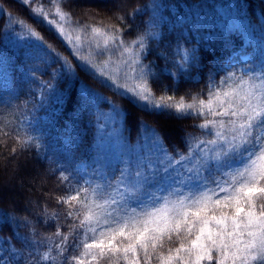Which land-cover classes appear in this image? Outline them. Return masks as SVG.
Segmentation results:
<instances>
[{"label": "trees", "instance_id": "trees-1", "mask_svg": "<svg viewBox=\"0 0 264 264\" xmlns=\"http://www.w3.org/2000/svg\"><path fill=\"white\" fill-rule=\"evenodd\" d=\"M152 3L159 5L155 12L160 20L154 29L149 24L153 9L145 7ZM60 6L81 24L121 28L119 35L126 44L143 37L145 47L136 45L133 50L140 60L137 76L143 68L157 97H206L209 84L215 88L230 72L246 73L250 65L258 70L264 61V0H63ZM0 8L4 10L0 13V248L8 249L10 241L21 254L16 264H24L32 250L35 264L49 247L53 256L57 255L49 238L59 240L55 236L58 226L62 234L70 231L73 221L66 214L74 209L58 198L75 194L81 187L97 186L119 197L116 187L122 171L135 172L128 152L133 153L132 158L144 155L158 142L169 156L178 159L197 138L210 137L201 135V117L153 110L101 76V67L80 59L91 53L92 63L102 66L111 55L113 63L103 70L121 85L134 87L139 81L125 75L119 51L100 55L89 42L74 49L22 0H0ZM119 17L124 18L122 24ZM15 18L39 32L44 44L37 47V41L26 38L18 44L8 42L15 33L27 36L12 22ZM149 31L159 33L158 37L148 35ZM185 49L190 55L195 49L194 59L181 70L177 65ZM65 58L71 70L65 66ZM111 132L117 134L112 138L115 147L107 136ZM28 139L31 143L21 147L19 141ZM119 143L124 155H119ZM85 173L90 174V180ZM189 175L179 164L169 173L160 171L138 198L127 201L128 208H150L153 200L162 202L154 197L163 198L174 191L195 193L215 188L214 180L226 179L215 172L204 173L201 181L189 180ZM73 251L65 253V258ZM62 259L57 257L55 264H61ZM152 264L158 261L153 259Z\"/></svg>", "mask_w": 264, "mask_h": 264}, {"label": "snow or ice", "instance_id": "snow-or-ice-1", "mask_svg": "<svg viewBox=\"0 0 264 264\" xmlns=\"http://www.w3.org/2000/svg\"><path fill=\"white\" fill-rule=\"evenodd\" d=\"M22 2L36 17L55 25L69 43L72 42L71 33H76L74 49L82 46L83 35L100 55L111 53L112 49L119 51L125 75L139 81L134 87L121 85L118 79L103 70L113 63L111 55L102 66L92 63L91 53L80 59L92 67H101V76L117 88L124 87L126 92L153 110L201 117L202 122L198 125L201 135L210 137L207 140L197 138L194 145H189L188 153L178 159L169 156L158 142H154L163 158H158L154 164L150 156H145L134 173L122 171L116 187L119 197L97 186L81 187L75 194L58 198V202L74 209L66 214L73 221L69 225L70 231L62 234L58 226L55 236L59 240L49 238L57 255L53 256L52 247H49L35 264H47L48 261L55 264L57 257L64 258L61 264H101L102 261L105 264H152L153 259L158 264H202L204 261L211 264L213 259L215 264H264V61L258 70L250 65L246 73L230 72L215 88L209 84L206 97H157L148 86L143 68L137 76L136 66L140 60L133 50L136 45L140 49L145 47L143 37L126 44L119 35L121 28L115 25L101 27L85 23L72 27L71 14L62 10L58 0L51 2L55 5L53 15L58 16L59 21L49 18L51 10L39 5L38 0ZM145 7L153 9L150 28L158 27L160 18L155 10L159 5L152 3ZM118 19L122 24L124 18ZM12 22L37 41V47L44 44L40 33L24 20L15 18ZM148 35L156 38L159 33L149 31ZM261 51L264 53V48ZM194 53L195 49L192 55L185 49L177 66L186 70L185 65L194 59ZM65 66L71 70L66 58ZM119 75L117 65L116 76ZM86 91L91 92L90 89ZM19 143L23 147L31 143V139ZM157 164L163 165L164 173L179 164L190 173L189 180L201 181L204 173L213 172L223 173L226 179L214 180L215 188L205 187L187 194L174 191L163 198L154 197L162 202L153 207L139 211L129 209L127 201L138 198L145 186L160 173ZM70 249L75 251L65 258ZM20 259L21 254L10 241L8 249L0 248V264H16ZM24 264H33L32 250L24 258Z\"/></svg>", "mask_w": 264, "mask_h": 264}, {"label": "rangeland", "instance_id": "rangeland-1", "mask_svg": "<svg viewBox=\"0 0 264 264\" xmlns=\"http://www.w3.org/2000/svg\"><path fill=\"white\" fill-rule=\"evenodd\" d=\"M61 1H63V0H58V3L60 4L61 3ZM38 4L39 5H43L46 9H50L51 11L49 12V18H51V19H56L57 21H59V17L58 16H54L53 14H54V12H55V5L54 4H52V2H51V0H38ZM4 10L3 9H1L0 8V13H2ZM47 22V21H46ZM72 27H77V26H79V25H83V24H81L79 21H76V20H73L72 19ZM78 22V23H77ZM51 26H53L56 30H57V27L55 26V25H51ZM66 27V29L68 30V31H71V28L68 26V25H66L65 26ZM58 31V30H57ZM59 32V31H58ZM59 34H60V32H59ZM72 34V42L71 43H69L61 34V37L67 42V43H69V44H73V45H75L76 44V41H75V35H76V33H71ZM32 39V38H30L28 35L27 36H23V35H21V34H18V33H15V35H14V37L13 38H10L9 37V39H8V42H16L17 44L20 42V41H23L24 39ZM86 43H88V41L87 40H85V38L83 37V35H82V38H81V45H84V44H86ZM243 58L244 59H246L247 58V56H243ZM108 136V138H110V141H111V143H113V145L115 144L116 145V143H115V140H113L112 141V138L113 139H115V138H117V134L115 133V132H111L109 135H107ZM115 145H114V147H115ZM119 148L121 149V152L119 153V155H124V149H123V147H122V145H121V143H119ZM116 150V149H115ZM118 155V156H119ZM127 156H128V160H132L133 161V163H134V168H135V170H136V168H137V165H138V162L139 161H141L145 156H150V160H151V162L152 163H156L157 162V159L158 158H160V159H162V156H161V154H160V152L158 151V149H157V144L156 143H154L150 148H147V150H146V152H145V154L143 155V154H136V156L134 157V158H132V156H133V153H131V152H128L127 153ZM121 159H123V156L121 157ZM145 163H147V161H145ZM159 165L160 164H157V167H159ZM159 168H161V171H163L162 170V168H163V165H161V167H159ZM131 173H134V172H131ZM85 175V177L87 178V179H89L90 180V174H87V173H85L84 174ZM131 178V177H130ZM161 185L162 184H158V193H162V187H161ZM175 189V188H174ZM167 196H168V193H167ZM154 201V205H156V204H158L155 200H153Z\"/></svg>", "mask_w": 264, "mask_h": 264}]
</instances>
